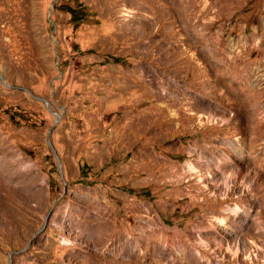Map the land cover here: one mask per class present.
<instances>
[{"label": "rangeland", "instance_id": "1", "mask_svg": "<svg viewBox=\"0 0 264 264\" xmlns=\"http://www.w3.org/2000/svg\"><path fill=\"white\" fill-rule=\"evenodd\" d=\"M0 75V264H264V0H0Z\"/></svg>", "mask_w": 264, "mask_h": 264}, {"label": "bare ground", "instance_id": "2", "mask_svg": "<svg viewBox=\"0 0 264 264\" xmlns=\"http://www.w3.org/2000/svg\"><path fill=\"white\" fill-rule=\"evenodd\" d=\"M233 78H234V82L236 81V83H238L241 91H247L248 90V86H247L248 84L247 83H248V81L250 79V75L249 74H243V72L239 71L233 76ZM239 87H238V89H239ZM237 217H239V216H237ZM252 222H253V220H252ZM156 246H158V245H156ZM164 248H165V246H164ZM155 254H156L155 255L156 259L172 258L173 261L171 260V263L174 262L175 264H177V263H180V264H197V263H199V261H197L191 254H187L184 257L183 256L182 257H178V258L175 257V255H173V253L171 254V248L170 247H167L163 251L161 249H159V248H157V249L155 248ZM169 256H171V257H169ZM186 258H188V259H186Z\"/></svg>", "mask_w": 264, "mask_h": 264}, {"label": "water", "instance_id": "3", "mask_svg": "<svg viewBox=\"0 0 264 264\" xmlns=\"http://www.w3.org/2000/svg\"><path fill=\"white\" fill-rule=\"evenodd\" d=\"M0 80H1V82H2L5 86H9L8 84H6V83L3 81V78H2L1 75H0ZM12 88H14V89H19V90H23V91L27 92L32 98H34V99H36V100H40L39 98L34 97L29 91H27V90L24 89V88H20V87H12ZM46 143H47V145L51 148V150L53 151V154H54V156H55V158H56V160H57L58 170L60 171L58 158H57V156H56V154H55V151H54V149H53L52 144L49 143L48 138L46 139ZM60 173H61V171H60ZM61 176H62V175H61ZM51 207H52V205H51ZM50 210H51V208L49 209L48 214L50 213ZM48 214H47L46 217H45V221H46V219H47V217H48ZM8 264H10L9 256H8Z\"/></svg>", "mask_w": 264, "mask_h": 264}, {"label": "trees", "instance_id": "4", "mask_svg": "<svg viewBox=\"0 0 264 264\" xmlns=\"http://www.w3.org/2000/svg\"><path fill=\"white\" fill-rule=\"evenodd\" d=\"M73 15V14H72ZM71 20L74 21V16H71Z\"/></svg>", "mask_w": 264, "mask_h": 264}]
</instances>
